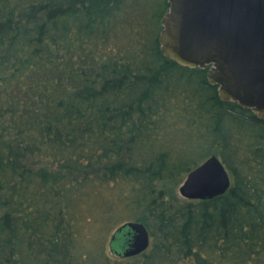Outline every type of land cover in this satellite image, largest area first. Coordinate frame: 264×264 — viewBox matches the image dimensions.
<instances>
[{
  "label": "trees",
  "instance_id": "obj_1",
  "mask_svg": "<svg viewBox=\"0 0 264 264\" xmlns=\"http://www.w3.org/2000/svg\"><path fill=\"white\" fill-rule=\"evenodd\" d=\"M167 9L0 0V264H264V118L164 56ZM210 155L229 189L176 198ZM126 221L151 242L122 259Z\"/></svg>",
  "mask_w": 264,
  "mask_h": 264
},
{
  "label": "water",
  "instance_id": "obj_2",
  "mask_svg": "<svg viewBox=\"0 0 264 264\" xmlns=\"http://www.w3.org/2000/svg\"><path fill=\"white\" fill-rule=\"evenodd\" d=\"M158 41L164 56L207 70L224 101L264 118V0H167ZM230 176L216 155L190 170L178 187L181 197L206 200L224 194ZM142 222L126 221L112 233L111 253L122 259L148 249Z\"/></svg>",
  "mask_w": 264,
  "mask_h": 264
},
{
  "label": "rangeland",
  "instance_id": "obj_3",
  "mask_svg": "<svg viewBox=\"0 0 264 264\" xmlns=\"http://www.w3.org/2000/svg\"><path fill=\"white\" fill-rule=\"evenodd\" d=\"M161 28H162V25H161ZM160 32V31H159ZM205 69H207L208 70V67H206ZM181 184V183H180ZM180 184L179 185H177L176 187H175V189H174V195L176 196V198H178V199H183V200H188V199H185V198H183V197H181L180 196V194H179V192H178V187L180 186ZM111 234V233H110ZM150 242H151V238H150Z\"/></svg>",
  "mask_w": 264,
  "mask_h": 264
}]
</instances>
